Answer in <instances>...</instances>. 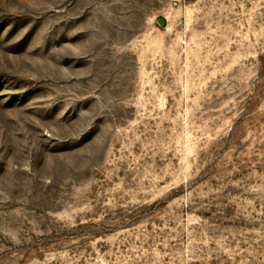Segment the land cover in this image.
Segmentation results:
<instances>
[{"label":"rangeland","instance_id":"rangeland-1","mask_svg":"<svg viewBox=\"0 0 264 264\" xmlns=\"http://www.w3.org/2000/svg\"><path fill=\"white\" fill-rule=\"evenodd\" d=\"M0 264H264V0H0Z\"/></svg>","mask_w":264,"mask_h":264},{"label":"water","instance_id":"water-1","mask_svg":"<svg viewBox=\"0 0 264 264\" xmlns=\"http://www.w3.org/2000/svg\"><path fill=\"white\" fill-rule=\"evenodd\" d=\"M161 22V21H160Z\"/></svg>","mask_w":264,"mask_h":264}]
</instances>
